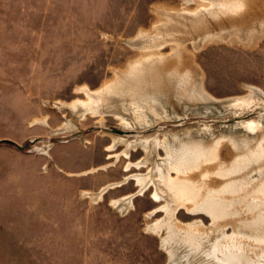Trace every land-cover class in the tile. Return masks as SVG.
<instances>
[{
  "label": "rangeland",
  "instance_id": "1",
  "mask_svg": "<svg viewBox=\"0 0 264 264\" xmlns=\"http://www.w3.org/2000/svg\"><path fill=\"white\" fill-rule=\"evenodd\" d=\"M0 264H264V0H0Z\"/></svg>",
  "mask_w": 264,
  "mask_h": 264
},
{
  "label": "bare ground",
  "instance_id": "2",
  "mask_svg": "<svg viewBox=\"0 0 264 264\" xmlns=\"http://www.w3.org/2000/svg\"><path fill=\"white\" fill-rule=\"evenodd\" d=\"M140 64V63H139ZM148 66V65H147ZM137 68V67H136ZM134 70V69H133ZM226 249V248H225ZM230 249V248H229ZM228 252V251H227ZM234 254H236V253H234ZM222 256V255H221ZM237 256V255H236ZM234 257V256H233ZM230 258V257H229ZM226 259H227V257H226ZM234 259V258H233ZM227 261V260H226ZM233 262V261H232ZM224 263V262H223Z\"/></svg>",
  "mask_w": 264,
  "mask_h": 264
},
{
  "label": "water",
  "instance_id": "3",
  "mask_svg": "<svg viewBox=\"0 0 264 264\" xmlns=\"http://www.w3.org/2000/svg\"><path fill=\"white\" fill-rule=\"evenodd\" d=\"M2 141H9L10 142V139L4 138V139H2Z\"/></svg>",
  "mask_w": 264,
  "mask_h": 264
}]
</instances>
